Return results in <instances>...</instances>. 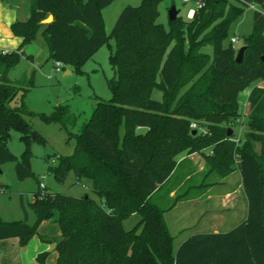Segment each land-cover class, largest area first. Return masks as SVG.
<instances>
[{
    "label": "trees",
    "instance_id": "1",
    "mask_svg": "<svg viewBox=\"0 0 264 264\" xmlns=\"http://www.w3.org/2000/svg\"><path fill=\"white\" fill-rule=\"evenodd\" d=\"M113 1L29 0L28 18L9 27L20 44L0 53V166L13 162L19 180L37 182L22 163L29 157L32 131L23 119L30 114L23 99L33 85L31 79L17 84L7 77L20 49L39 34L48 59L77 71L107 45L113 76L107 80L110 99L97 102L78 133H69L73 154L59 157L50 170L57 181L71 172L76 181L89 182L96 199L46 190L39 198L38 189L28 204L34 222L0 220V240L17 238L24 247L41 222L53 221L60 231L52 241L53 264H264V88L250 89L242 122L246 130L233 141L241 117L239 94L264 80V0L252 14L251 32L242 37L246 50L239 64L234 61L237 50L223 42L246 4L202 0L191 19L176 16L164 29L155 22L160 0H141L124 7L106 35L100 11ZM49 15L51 22L42 24ZM205 45L211 46V57L201 52ZM153 90L161 93L160 100L151 99ZM40 117L62 126L75 122L64 105ZM191 122L198 129H190ZM11 130L25 147L20 158L7 148ZM183 152L201 155L203 177L238 170L246 216L226 232L196 233L174 247L163 214L183 194L175 192L167 206L171 190H161ZM131 215L139 218V232L138 225L125 231L120 224ZM47 255H37L36 263L45 264Z\"/></svg>",
    "mask_w": 264,
    "mask_h": 264
},
{
    "label": "rangeland",
    "instance_id": "2",
    "mask_svg": "<svg viewBox=\"0 0 264 264\" xmlns=\"http://www.w3.org/2000/svg\"><path fill=\"white\" fill-rule=\"evenodd\" d=\"M4 1L9 2L10 0ZM12 1L20 7H24L26 2L25 0ZM140 2L141 0H114L109 6L102 9L100 16L104 33L108 35L111 32L124 7H135ZM227 2L237 7L242 6L238 0H227ZM171 6L178 10L177 16L185 21L189 20L187 11L195 8L194 0H188L187 3L182 0H160L157 5L155 22L162 25L164 29L168 28L167 12ZM242 7V13L244 14L241 13L230 24L223 42V45L227 46L231 38H236V42L232 43L236 50L242 46V37L251 32L252 13L254 12L247 6ZM108 43L113 49V41L109 40ZM8 46L5 41L0 42V50L14 51V49H9ZM201 52L211 57L212 48L210 45H205L201 48ZM30 55H33V57H30ZM108 55L109 49L107 45H103L77 71H74L69 66H63L64 70L56 72L54 62L48 59L45 42L39 34L31 44L25 45L20 49V58L9 69L7 77L10 81L17 84H23L26 79H31L33 85L23 99L25 108L30 112L29 115H23V119L31 127V133L36 135V138L31 140L28 147L29 157L22 163L33 174L37 182L32 178L17 179L13 162L0 166L1 221L7 223L24 221L29 225L34 222V215L28 204L31 201V194L39 189L38 182L43 184L44 189L51 194H61L70 197H81L86 194L90 198L96 199V196L91 192L89 182L85 180L76 181L71 172L66 174L63 181H57L50 170L57 165L59 157H67L73 154L75 141L73 138H69V133H78L81 125L89 119L97 102H106L110 99L111 94L107 80L112 78L113 71L108 63ZM65 70H69L70 74L62 76ZM160 97L161 93L159 91H152L151 99L160 100ZM238 99L241 117L238 119L239 125L233 127L236 137L241 136L246 130L242 123L245 122V117L248 114V110H244L242 107L246 100V90L239 94ZM59 105L67 106L69 114L75 118L73 125L62 126L58 122H45L41 119V114L49 115ZM199 131L201 134L205 132L203 128H200ZM19 138L20 134L17 131H10L7 148L16 158H20L25 149ZM255 149L259 150L258 145H256ZM206 152H208V149L205 150ZM234 170L228 178L218 176L203 177V173L192 177L191 181H205L207 183L211 181L217 182L224 178L226 181L230 178L229 183L235 184L237 173ZM180 179L179 171H174L161 192L176 188ZM214 191L219 192L220 188H215ZM176 193L181 195L184 193V189H178ZM173 202V199H171L167 206H170ZM171 209L164 212L163 220L173 238L172 244L175 247V244L182 237H178L175 233L178 227H174L172 223L173 219L178 215V211H171ZM138 220V216L131 215L127 219L122 220L120 224L125 231H129L138 225ZM140 228L141 226L138 225L135 232H139Z\"/></svg>",
    "mask_w": 264,
    "mask_h": 264
},
{
    "label": "crops",
    "instance_id": "3",
    "mask_svg": "<svg viewBox=\"0 0 264 264\" xmlns=\"http://www.w3.org/2000/svg\"><path fill=\"white\" fill-rule=\"evenodd\" d=\"M25 1V6L20 7L17 3L14 4L12 0L9 2L0 0V42L5 41L11 50H16L19 47L20 39L12 35L9 27L15 21H25L28 18L29 0ZM238 1L246 4L252 10L260 11L263 0ZM189 10H193L194 13L195 8ZM189 10L187 11L188 19H190ZM5 52L10 51L6 49L0 50V53ZM30 57H33V55H30ZM253 87L264 88V80L254 81L246 89V98ZM242 105L244 110H248L247 100ZM244 110L243 113L245 115ZM175 162V171H179L181 179L176 188L170 191L168 198L172 199L178 189H184L182 198L171 209V211H178V215H176L172 223L174 227H178L175 233L178 237H182L175 244V247L190 235L226 232L245 219L246 200L237 169L235 184L229 183L230 178L226 181L224 180L233 171L217 182H197L191 181L192 177L205 172V163L201 155L183 152L175 157ZM215 188H220V191L215 192ZM59 235L60 231L55 222L43 221L37 227V235L30 239L24 247L19 246L17 238L0 240V264H37L35 261L36 256L45 252L48 254L45 264H53L57 255L54 252V243L52 241L56 240ZM41 238L44 240L42 241Z\"/></svg>",
    "mask_w": 264,
    "mask_h": 264
},
{
    "label": "water",
    "instance_id": "4",
    "mask_svg": "<svg viewBox=\"0 0 264 264\" xmlns=\"http://www.w3.org/2000/svg\"><path fill=\"white\" fill-rule=\"evenodd\" d=\"M177 14H178V10H176L174 6H171L169 8L168 12H167L168 20L175 19V17L177 16ZM51 20H52V16L49 15V16H47V18H45L44 20H42L41 23L42 24H46V23L51 22ZM245 50H246V46H241L236 51V54H235V57H234L235 63L239 64L242 61V58H243V55H244ZM261 60L262 61L264 60V56L261 58ZM67 74H70V72L68 70H66L65 72H63L62 76H65ZM192 134H195V131H192ZM230 134H231V130L229 129V132L227 133V135L230 136ZM30 136H31V140H33L34 134L31 133Z\"/></svg>",
    "mask_w": 264,
    "mask_h": 264
},
{
    "label": "built area",
    "instance_id": "5",
    "mask_svg": "<svg viewBox=\"0 0 264 264\" xmlns=\"http://www.w3.org/2000/svg\"><path fill=\"white\" fill-rule=\"evenodd\" d=\"M182 1L186 2L187 0H182ZM194 5H195V9L200 8L203 5L202 0H194ZM234 42H236V38H231L230 39V43L232 44ZM54 69H55L56 72H59V71H61L63 69V65L60 62H54ZM189 128L192 129V130L198 129L194 122H191L189 124ZM233 141L237 143L238 142V137L234 138ZM38 187H39L38 197L40 198L41 196H43V193L45 192V189H44L43 184H41V183H39ZM31 199H33V195H31Z\"/></svg>",
    "mask_w": 264,
    "mask_h": 264
},
{
    "label": "clouds",
    "instance_id": "6",
    "mask_svg": "<svg viewBox=\"0 0 264 264\" xmlns=\"http://www.w3.org/2000/svg\"><path fill=\"white\" fill-rule=\"evenodd\" d=\"M193 14V10H189V18H191V15Z\"/></svg>",
    "mask_w": 264,
    "mask_h": 264
}]
</instances>
